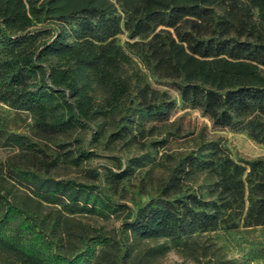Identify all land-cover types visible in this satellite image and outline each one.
I'll list each match as a JSON object with an SVG mask.
<instances>
[{
	"label": "trees",
	"instance_id": "obj_1",
	"mask_svg": "<svg viewBox=\"0 0 264 264\" xmlns=\"http://www.w3.org/2000/svg\"><path fill=\"white\" fill-rule=\"evenodd\" d=\"M124 32L184 104L264 142V0H0V102L27 111L46 134L105 119L126 104L140 120L166 118L175 102L130 73V56L116 42ZM24 145V135L0 129V146ZM186 167L214 175L209 198L172 197L180 181L170 173L132 211L95 185L15 165L10 180L0 179V264H120L133 255L132 244L70 231L60 210L44 204L101 217L122 212L132 241L164 239L150 255L190 245L233 210L245 212L247 225H264V162L224 156L195 165L190 157ZM122 176L107 179L115 187Z\"/></svg>",
	"mask_w": 264,
	"mask_h": 264
},
{
	"label": "rangeland",
	"instance_id": "obj_2",
	"mask_svg": "<svg viewBox=\"0 0 264 264\" xmlns=\"http://www.w3.org/2000/svg\"><path fill=\"white\" fill-rule=\"evenodd\" d=\"M134 40L125 32L116 37V42L130 56V73L138 72L151 87L174 100L175 105L166 118L140 120L137 115H131L133 105L126 104L105 119L85 120L66 132L46 134L38 130L27 111L0 102V129L26 138L23 147L0 146V179L10 180L11 168L25 166L42 177L95 185L115 205L123 204L135 211L158 193L160 184L170 173L177 174L180 181V192L172 197L197 193L209 198L207 189L214 175L197 167L190 174L189 167L183 172L180 168L190 157L195 165L210 159L218 161L224 156L240 162H264V142L252 139L242 130L215 126L198 108L184 104L171 79L153 74L140 54L129 48L128 43ZM111 172H123L115 187L107 179ZM24 190L14 186V191ZM43 210H60L70 231L102 233L122 245L132 244L133 255L120 264H217L224 260L233 264H264V225H247L245 212L237 210L228 212L216 229L198 233L190 245L170 246L157 255L147 251L164 239L132 241L122 225V212L101 217L77 212L75 207L68 210L47 204Z\"/></svg>",
	"mask_w": 264,
	"mask_h": 264
}]
</instances>
